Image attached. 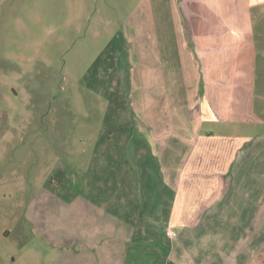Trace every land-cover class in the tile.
<instances>
[{"label": "rangeland", "instance_id": "rangeland-1", "mask_svg": "<svg viewBox=\"0 0 264 264\" xmlns=\"http://www.w3.org/2000/svg\"><path fill=\"white\" fill-rule=\"evenodd\" d=\"M189 1L0 0V264L108 262L99 227L104 213L66 191L106 186L93 174L104 171L111 178L112 162L103 159L111 135L117 144L127 141V124L142 123L130 99L139 94L129 78L136 46L146 44L155 61L149 36L169 28L177 8L185 18L181 28H188ZM259 1L249 19L258 55L257 120L205 123L203 134L264 142V0ZM223 22L216 17L212 25ZM120 180L107 187H121ZM258 219L262 224L264 206ZM257 230L260 243L245 264H264V228ZM248 231L245 242L252 239Z\"/></svg>", "mask_w": 264, "mask_h": 264}, {"label": "crops", "instance_id": "crops-1", "mask_svg": "<svg viewBox=\"0 0 264 264\" xmlns=\"http://www.w3.org/2000/svg\"><path fill=\"white\" fill-rule=\"evenodd\" d=\"M199 1L186 4L188 28H181L177 8L171 26L149 36L155 61L146 44L135 45L129 78L139 94L130 99L142 123L127 124L130 138L118 144L111 133L103 157L112 162L111 178L93 174L106 186L66 191L104 213L97 232L107 239L106 264H245L260 243L264 142L201 131L205 123L257 120L258 55L249 19L260 1ZM216 17L221 27L212 25ZM118 179L121 187H107ZM247 230L252 239L245 242Z\"/></svg>", "mask_w": 264, "mask_h": 264}, {"label": "built area", "instance_id": "built-area-1", "mask_svg": "<svg viewBox=\"0 0 264 264\" xmlns=\"http://www.w3.org/2000/svg\"><path fill=\"white\" fill-rule=\"evenodd\" d=\"M168 234H169L170 236H175V235H176V233H175L174 231H170V232H168Z\"/></svg>", "mask_w": 264, "mask_h": 264}]
</instances>
